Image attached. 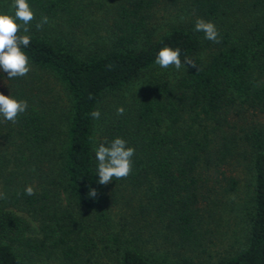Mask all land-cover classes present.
<instances>
[{
	"label": "trees",
	"instance_id": "1",
	"mask_svg": "<svg viewBox=\"0 0 264 264\" xmlns=\"http://www.w3.org/2000/svg\"><path fill=\"white\" fill-rule=\"evenodd\" d=\"M28 2L31 70H0V92L28 104L15 123L0 117V264H197L216 207L247 223L242 247L212 264H264V0ZM198 18L219 43L194 30ZM164 46L197 67L150 74L102 118ZM116 137L135 149L132 172L101 185L95 147ZM242 182L248 201L232 197Z\"/></svg>",
	"mask_w": 264,
	"mask_h": 264
},
{
	"label": "clouds",
	"instance_id": "2",
	"mask_svg": "<svg viewBox=\"0 0 264 264\" xmlns=\"http://www.w3.org/2000/svg\"><path fill=\"white\" fill-rule=\"evenodd\" d=\"M11 7L14 10L12 13L0 12V70L6 72L9 79L24 77L31 70L29 57L24 49L31 43L30 23L35 19V13L28 0H13ZM48 23L49 18L43 15L36 23L37 30H41ZM194 30L202 32L207 40L220 42L219 31L211 21L198 18ZM180 54V48L164 46L158 51L155 63L165 69L174 67L177 71L184 66L197 67L195 59L189 55L185 56L182 63ZM27 108V101L0 92V117L5 120L15 123L17 117L26 112ZM124 111L123 106L117 108L118 115H122ZM100 115L99 109L91 113L94 119H99ZM134 154L135 149L127 146L126 140L122 137H116L107 144L102 142L95 147L97 161L95 173L99 175L98 183L107 185L113 178L117 181L127 178L132 172ZM24 191L29 196L35 194L32 185H28ZM89 196L96 198L97 190L90 189ZM0 198H6L5 194L0 193Z\"/></svg>",
	"mask_w": 264,
	"mask_h": 264
},
{
	"label": "rangeland",
	"instance_id": "3",
	"mask_svg": "<svg viewBox=\"0 0 264 264\" xmlns=\"http://www.w3.org/2000/svg\"><path fill=\"white\" fill-rule=\"evenodd\" d=\"M182 63L184 62V59H181ZM186 66L182 67L179 71H177L174 67L170 68H161L159 65L154 68L149 74H143V76L133 83L130 87L127 88L124 92L114 95H110L106 100L105 104L102 108V115L101 117H104V113L106 110L109 109L113 104L118 102V99L127 101L132 98H134V95L139 94L145 87V84H147V81L151 80V75L153 74L157 77L160 75L168 76L172 75L173 73L178 74L179 72L183 71ZM55 85V84H54ZM57 88V86H55ZM60 89V88H59ZM62 90V89H61ZM63 93V90H62ZM124 97H122V95ZM67 97V96H66ZM61 105L62 100L59 99ZM63 105L67 108L68 107V101L65 100ZM261 122H264V114L261 115L260 118ZM68 124V121H67ZM66 124V126H68ZM1 184V183H0ZM2 185V184H1ZM242 188H240L238 194L232 197H235L237 200H243L248 201L249 195H248V188H246V182H242ZM61 199H63V196H60ZM62 203L67 204L66 200H62ZM209 208V207H207ZM13 211L17 212L18 214H24L28 216L31 219V222L33 223L34 228L37 227L38 222L35 218H33L31 215L27 214L26 212L20 210L17 207L11 208ZM218 212H215L213 209V216L208 217L206 219V223L204 225V228L202 230L203 236L202 239L207 247L205 253L200 254L196 261L197 264H212L215 262H218L224 258H227L231 255H233L238 249L242 247L243 239H244V233H245V227L247 221L245 218L241 219V217L234 218L228 211L227 213L222 214L221 208H217ZM212 214V213H211ZM207 214L208 215H211ZM45 262L43 264H55L54 260L51 259H44ZM173 263V262H172ZM175 264V263H173Z\"/></svg>",
	"mask_w": 264,
	"mask_h": 264
}]
</instances>
